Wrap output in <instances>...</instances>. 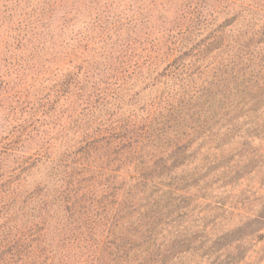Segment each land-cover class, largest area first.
<instances>
[{
	"label": "trees",
	"instance_id": "16d2710c",
	"mask_svg": "<svg viewBox=\"0 0 264 264\" xmlns=\"http://www.w3.org/2000/svg\"><path fill=\"white\" fill-rule=\"evenodd\" d=\"M124 1L0 0L28 8L12 23L0 10V46L27 11L37 39L85 12L103 25ZM223 1L220 17L155 18L140 58L120 33L132 17L90 49L105 66L65 61L81 64L53 90L33 187L1 213L0 264H264V0Z\"/></svg>",
	"mask_w": 264,
	"mask_h": 264
},
{
	"label": "rangeland",
	"instance_id": "374dc122",
	"mask_svg": "<svg viewBox=\"0 0 264 264\" xmlns=\"http://www.w3.org/2000/svg\"><path fill=\"white\" fill-rule=\"evenodd\" d=\"M124 2L127 4L125 10L120 7L113 13L109 12L111 15L103 13L106 21L103 25H99L98 14L90 16V12H85L77 19L68 22L66 27L52 25L46 30L45 26L39 25L37 39L30 26L33 25L32 14L27 11L26 17H23L24 21L20 23L22 24L19 26L20 30L17 31L20 41L12 42L11 47L0 46V224L4 223L2 214L7 204L14 200L12 207L17 206L16 202L21 199L23 192L34 185L33 161L37 149L36 136L38 129L42 127L47 129L51 125V117H49L51 104L56 100L53 90L56 85L62 83L63 74L70 67L65 61L75 54L84 52L90 57L93 56L94 67L105 66L109 62L107 48L103 51L104 58L95 56L90 49H102L103 45L98 39L106 31L105 28L118 18L137 17L142 23L145 22L143 19H153L149 23L145 22L143 28L142 23H136L135 27L132 26L134 23H131L129 30L120 29L122 36L129 35L135 40L129 50H133L131 58L136 59L149 53L154 48L155 37L160 35L158 32H163L162 24L155 22V18L210 19L222 16L224 11L221 10V5H225L223 0H125ZM2 4L0 10L4 11L5 23L16 22L28 9L27 5L23 4L22 8L11 11V8H14L11 3L9 9ZM0 14L3 17L4 14L2 12ZM113 33L114 31L109 34L110 40H108L115 42L117 38ZM62 49L67 56L51 55L52 51ZM80 64L81 62H72L69 69H76L72 66L80 67ZM43 117H46L48 123L44 126L41 125Z\"/></svg>",
	"mask_w": 264,
	"mask_h": 264
}]
</instances>
